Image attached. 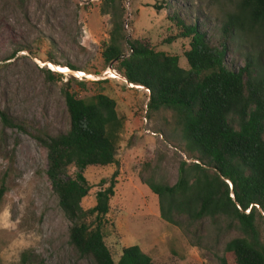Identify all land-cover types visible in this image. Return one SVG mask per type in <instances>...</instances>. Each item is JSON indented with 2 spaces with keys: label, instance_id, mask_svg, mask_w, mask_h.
Masks as SVG:
<instances>
[{
  "label": "rangeland",
  "instance_id": "rangeland-1",
  "mask_svg": "<svg viewBox=\"0 0 264 264\" xmlns=\"http://www.w3.org/2000/svg\"><path fill=\"white\" fill-rule=\"evenodd\" d=\"M237 1L119 0L128 38L147 40L156 52L177 56L184 70H188L184 52L190 39L176 38L181 29L169 17L187 25L196 23L217 46L225 14ZM102 2L0 0V109L25 128L6 129L0 122V264H93L78 257L69 243L71 224L58 205L46 174V150L37 140L69 129L63 97L67 90L78 97L107 95L116 102L124 122L108 215L112 228L105 238L113 259L118 260L122 249L138 246L152 264H221L226 241L237 234L220 232L208 220L188 230L166 223L159 215L157 197L143 183L153 179L173 185L180 160L190 161L172 115L149 112L148 92L128 85L115 63L104 64L101 54L109 41L111 21L101 13ZM249 50L248 42H235L226 65L243 67ZM63 66H74L82 75ZM42 69L61 78L48 82ZM115 170L84 171L91 187L81 204L84 209L94 205L96 192L108 185ZM75 172L71 168L68 175Z\"/></svg>",
  "mask_w": 264,
  "mask_h": 264
},
{
  "label": "trees",
  "instance_id": "trees-1",
  "mask_svg": "<svg viewBox=\"0 0 264 264\" xmlns=\"http://www.w3.org/2000/svg\"><path fill=\"white\" fill-rule=\"evenodd\" d=\"M101 13L111 21L101 54L104 64L115 63L127 83L148 92L149 112L172 115L190 161L180 160L173 185L144 180L158 199L161 219L187 230L208 220L220 232L237 234L226 241L221 264H264V0H238L225 14L217 46L196 23L169 17L181 29L176 38L190 39L184 52L188 70L179 66L177 56L156 52L147 40L128 38L119 0H103ZM243 40L250 48L244 66L228 67L227 53ZM42 73L48 82L61 78L47 69ZM63 97L69 129L37 140L46 150V174L58 205L71 224L70 245L78 257L93 264H152L138 246L122 249L115 261L105 244L112 228L108 215L124 125L116 102L103 93L78 97L67 90ZM0 122L6 129H25L1 109ZM89 167L116 170L108 185L96 192L94 205L84 209L81 204L91 187L83 173ZM71 168L76 170L73 177L68 175ZM2 194L1 188L0 198Z\"/></svg>",
  "mask_w": 264,
  "mask_h": 264
},
{
  "label": "bare ground",
  "instance_id": "bare-ground-1",
  "mask_svg": "<svg viewBox=\"0 0 264 264\" xmlns=\"http://www.w3.org/2000/svg\"><path fill=\"white\" fill-rule=\"evenodd\" d=\"M51 68H55L54 66H52V65H49ZM77 74V76H81L82 75V73H80V72H78V73H76ZM130 86H132V87H134V88H142V87H140V86H135V85H132V84H130Z\"/></svg>",
  "mask_w": 264,
  "mask_h": 264
},
{
  "label": "water",
  "instance_id": "water-1",
  "mask_svg": "<svg viewBox=\"0 0 264 264\" xmlns=\"http://www.w3.org/2000/svg\"><path fill=\"white\" fill-rule=\"evenodd\" d=\"M128 85H130L129 83H127Z\"/></svg>",
  "mask_w": 264,
  "mask_h": 264
},
{
  "label": "clouds",
  "instance_id": "clouds-1",
  "mask_svg": "<svg viewBox=\"0 0 264 264\" xmlns=\"http://www.w3.org/2000/svg\"><path fill=\"white\" fill-rule=\"evenodd\" d=\"M78 73V72H77Z\"/></svg>",
  "mask_w": 264,
  "mask_h": 264
}]
</instances>
